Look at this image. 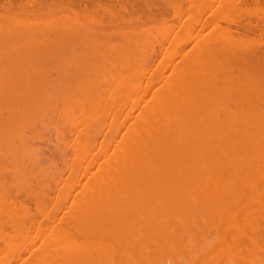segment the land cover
<instances>
[{"label":"bare ground","instance_id":"obj_1","mask_svg":"<svg viewBox=\"0 0 264 264\" xmlns=\"http://www.w3.org/2000/svg\"><path fill=\"white\" fill-rule=\"evenodd\" d=\"M36 1H0V264H264V0Z\"/></svg>","mask_w":264,"mask_h":264},{"label":"rangeland","instance_id":"obj_2","mask_svg":"<svg viewBox=\"0 0 264 264\" xmlns=\"http://www.w3.org/2000/svg\"><path fill=\"white\" fill-rule=\"evenodd\" d=\"M0 1H1V5H4V4L7 5V4H6V1H7L8 4H9V2H10L11 6H16V4H17V3L15 2L16 0H9V2H8V0H4V3L2 2L3 0H0ZM13 1H14L16 4H15ZM19 1H20V0H19ZM27 1H28V0H26V2H27ZM35 1H36V0H35ZM35 1H34V0L32 1V0H31V1H29V3H30L31 5H34V4L37 5L38 8H39V6L41 7V5L44 6L43 1L41 2V5H40V3H39V1H38L39 6H38V4H37V1H36V2H35ZM78 1H79V2H77V3H79V4H81V3H82V4L86 3V4H88V5H91V4L89 3L90 1L88 2V0H87V1L85 0L86 2L83 1V0H78ZM82 1H83L84 3H83ZM102 1H103V0H102ZM22 2H23V0H21V3H22ZM26 2L24 1L23 3L25 4ZM92 2H93V3H96V2H100V1H99V0H94V1L92 0ZM104 2H107V3H108V2H111V3H112V0H104ZM104 2H103V3L101 2V4H106V3H104ZM240 2H241V3H240ZM243 2H244V5H245V6H247V3H248V5L250 4V0H248V2L245 1V0H242V1H241V0H237V6H244V5H242ZM246 2H247V3H246ZM27 3H28V2H27ZM29 3H28V4H29ZM33 3H34V4H33ZM111 3H109V4H111ZM10 4H9V5H10ZM238 4H240V5H238ZM7 6H8V5H7ZM45 6L47 7V4H45ZM46 7H45V8L43 7V8L46 9ZM48 7H49V6H48ZM13 8H14V7H13ZM47 9H48V8H47ZM47 9H46V10H47ZM50 13H51V11H50ZM48 15H49V14H48ZM50 16H51V15H50ZM253 21H255V23L257 22V20H253ZM253 21H252V22H253ZM45 63H46V62H45ZM47 64H48V63H47ZM47 64H45V65H47ZM48 66H50V65L48 64ZM45 67H47V66H45Z\"/></svg>","mask_w":264,"mask_h":264}]
</instances>
